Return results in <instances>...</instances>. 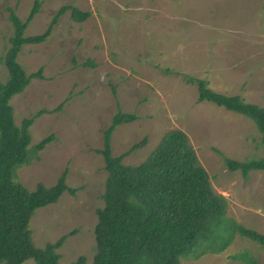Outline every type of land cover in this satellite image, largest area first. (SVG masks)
Listing matches in <instances>:
<instances>
[{
  "label": "rangeland",
  "instance_id": "1",
  "mask_svg": "<svg viewBox=\"0 0 264 264\" xmlns=\"http://www.w3.org/2000/svg\"><path fill=\"white\" fill-rule=\"evenodd\" d=\"M38 1L39 12L25 30L41 33L60 7H68L40 44L24 45L17 61L27 73L41 70L10 99L15 123L41 114L29 127L28 162L17 165L14 181L29 190L54 184L66 170L63 194L37 209L28 228L35 246L67 235L57 264L95 251L93 228L107 172L104 129L117 112L136 119L114 128L113 155L124 164L143 161L163 135L187 134L213 190L225 198L217 233L205 238L179 264H264V245L237 228L264 235V170H228L224 159L264 157L263 135L248 117L209 101L197 102V85L264 106V0H0V58L11 34L9 11L25 19ZM87 12L75 21L71 9ZM85 64V65H83ZM7 70L0 61V78ZM52 138L41 149L35 144ZM143 138V146L129 151ZM231 185L228 191L221 188ZM21 264H35L29 257Z\"/></svg>",
  "mask_w": 264,
  "mask_h": 264
},
{
  "label": "trees",
  "instance_id": "2",
  "mask_svg": "<svg viewBox=\"0 0 264 264\" xmlns=\"http://www.w3.org/2000/svg\"><path fill=\"white\" fill-rule=\"evenodd\" d=\"M39 6L36 1L24 20L8 10L12 30L0 58L7 70L6 79L0 78V264H21L29 257L34 258L35 264H57V249L67 235L35 246L29 221L37 209L55 204L65 193L73 196L77 191L67 186L66 170L49 187L37 183L29 190L14 181L16 166L28 162L29 127L44 112L39 110L24 118L20 126L14 121L10 99L22 92L32 78L41 77V70L25 72L17 56L24 45L42 43L57 18L68 9L60 7L41 33L26 35L25 30L39 12ZM87 15L71 9L75 21H83ZM185 80L187 84L197 85V102L209 101L254 121L264 143V106L244 102L238 95L211 90L205 79L186 76ZM111 119L104 129L102 148L96 150L103 157L107 177L93 228L95 251L90 261L80 254L69 264H179L181 257L188 255L208 232H219L225 198L213 190L207 171L183 131L170 130L143 161L124 164L126 152L112 154L111 133L116 126L134 121L136 116L119 111ZM51 138L52 135L42 137L35 150ZM145 142L143 138L129 151ZM224 162L228 170H239L243 180L249 170H264V157L242 162L225 158ZM237 229L264 245V235Z\"/></svg>",
  "mask_w": 264,
  "mask_h": 264
},
{
  "label": "crops",
  "instance_id": "3",
  "mask_svg": "<svg viewBox=\"0 0 264 264\" xmlns=\"http://www.w3.org/2000/svg\"><path fill=\"white\" fill-rule=\"evenodd\" d=\"M231 185L227 184L226 186H224L223 188H221V190L223 191H228V189L230 188Z\"/></svg>",
  "mask_w": 264,
  "mask_h": 264
}]
</instances>
